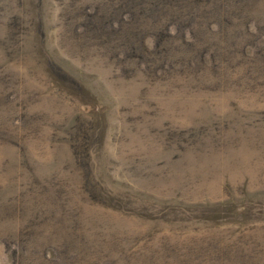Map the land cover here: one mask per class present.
<instances>
[{
    "label": "rangeland",
    "instance_id": "374dc122",
    "mask_svg": "<svg viewBox=\"0 0 264 264\" xmlns=\"http://www.w3.org/2000/svg\"><path fill=\"white\" fill-rule=\"evenodd\" d=\"M155 4L0 0V264H264V0Z\"/></svg>",
    "mask_w": 264,
    "mask_h": 264
},
{
    "label": "trees",
    "instance_id": "16d2710c",
    "mask_svg": "<svg viewBox=\"0 0 264 264\" xmlns=\"http://www.w3.org/2000/svg\"><path fill=\"white\" fill-rule=\"evenodd\" d=\"M153 2H155L156 1V4L155 5H158V4H160L159 5V9L160 10H158V16H159V18H160V11H161V9L162 8H166V7H169L170 5H171V2H172V0H152ZM194 1V3H196V4H200V3H202L203 2V0H193ZM144 6V8H147V9H149V7L147 6V5H143ZM123 7H126V5L125 4H123ZM128 14V16L129 17H131L132 15H133V13H127ZM161 14H162V12H161ZM163 17V16H162ZM147 18V17H146ZM164 18V20H169V18L170 17H163ZM153 21H155V20H153ZM185 21L188 23V24H190V17L189 16H186V18H185ZM166 30H167V27H166ZM188 32V30H186L185 32H184V34H186ZM191 33V32H190ZM134 57H136V56H134ZM134 57H132V58H134ZM136 58H140V57H136Z\"/></svg>",
    "mask_w": 264,
    "mask_h": 264
}]
</instances>
